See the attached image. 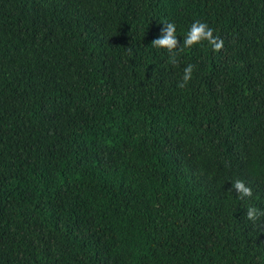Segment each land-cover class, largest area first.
<instances>
[{
	"label": "trees",
	"instance_id": "1",
	"mask_svg": "<svg viewBox=\"0 0 264 264\" xmlns=\"http://www.w3.org/2000/svg\"><path fill=\"white\" fill-rule=\"evenodd\" d=\"M0 264H264V0H0Z\"/></svg>",
	"mask_w": 264,
	"mask_h": 264
},
{
	"label": "clouds",
	"instance_id": "2",
	"mask_svg": "<svg viewBox=\"0 0 264 264\" xmlns=\"http://www.w3.org/2000/svg\"><path fill=\"white\" fill-rule=\"evenodd\" d=\"M205 41L214 51H219L224 43L218 36L213 35V29L207 23L199 20L194 21L191 24L181 43L176 34V26L173 23L168 22L163 24L160 35L152 41V46L157 49L165 50L170 57L171 63L175 64L177 63L176 57L178 52L190 49L191 47L199 45ZM193 70L194 65L191 63L184 67L182 79L178 83V87L183 88L191 80ZM234 189L240 195L241 199L251 194L250 189L239 180L235 182ZM255 214V209H248L247 215L249 219H253Z\"/></svg>",
	"mask_w": 264,
	"mask_h": 264
}]
</instances>
